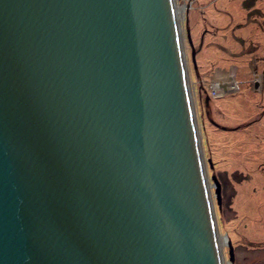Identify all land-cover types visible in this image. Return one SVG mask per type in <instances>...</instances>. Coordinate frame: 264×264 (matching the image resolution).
Wrapping results in <instances>:
<instances>
[{
	"label": "water",
	"instance_id": "water-1",
	"mask_svg": "<svg viewBox=\"0 0 264 264\" xmlns=\"http://www.w3.org/2000/svg\"><path fill=\"white\" fill-rule=\"evenodd\" d=\"M178 40L171 0H0V264H222Z\"/></svg>",
	"mask_w": 264,
	"mask_h": 264
},
{
	"label": "rangeland",
	"instance_id": "rangeland-1",
	"mask_svg": "<svg viewBox=\"0 0 264 264\" xmlns=\"http://www.w3.org/2000/svg\"><path fill=\"white\" fill-rule=\"evenodd\" d=\"M184 1L175 6L198 144L208 176L214 173L221 187L218 208L209 177L218 234L226 239L223 261L264 264V0ZM199 79L214 92L209 100L198 91Z\"/></svg>",
	"mask_w": 264,
	"mask_h": 264
},
{
	"label": "bare ground",
	"instance_id": "bare-ground-1",
	"mask_svg": "<svg viewBox=\"0 0 264 264\" xmlns=\"http://www.w3.org/2000/svg\"><path fill=\"white\" fill-rule=\"evenodd\" d=\"M172 2V6H173V13H174V19H175V29H176V34L178 36V42L181 43V37H182V32H181V29H180V26H179V17L177 15V13L179 12L177 10V7L175 6V3L177 4L176 0H171ZM184 60H185V56H184ZM184 72L186 74L185 76V79H186V82H187V86H188V96H189V102H190V105H191V111H192V115H193V119L195 118V113L193 112V109L194 107L192 106V102H191V92H190V88H189V82H188V77H187V67H186V61L184 63ZM196 121V120H195ZM196 128H197V121H196ZM196 134H197V142H198V138L200 140V137L198 135V128L196 129ZM199 146V144H198ZM199 152H200V156H201V160L202 162L204 163L203 165V168L205 167V160H204V156H203V152H202V149H201V142H200V146H199ZM206 179V178H205ZM208 179H206V184H207V195H208V198L209 200H211L210 202V206H211V210H212V213L214 214V206H213V200H212V196H211V193H210V186H209V183H208ZM215 216V214H214ZM216 219V218H215ZM215 239H216V242L217 244H219V248L221 250V261H222V264H224V261H223V251H222V245L224 244L225 242V236H220L218 234V229H217V232H216V228H215Z\"/></svg>",
	"mask_w": 264,
	"mask_h": 264
},
{
	"label": "crops",
	"instance_id": "crops-1",
	"mask_svg": "<svg viewBox=\"0 0 264 264\" xmlns=\"http://www.w3.org/2000/svg\"><path fill=\"white\" fill-rule=\"evenodd\" d=\"M193 0H191V2H192ZM209 2V0L208 1H206L205 3H203V5H206L207 3ZM194 4V3H193ZM234 80H235V78H234ZM240 80H243V78L242 79H240ZM235 82H236V80H235ZM256 82H257V80L254 78V87L255 86H257V88H258V84L256 85ZM256 88V87H255Z\"/></svg>",
	"mask_w": 264,
	"mask_h": 264
},
{
	"label": "trees",
	"instance_id": "trees-1",
	"mask_svg": "<svg viewBox=\"0 0 264 264\" xmlns=\"http://www.w3.org/2000/svg\"><path fill=\"white\" fill-rule=\"evenodd\" d=\"M206 95H207V96H206V99L209 100V99H210V93H207V92H206ZM211 163H212V161H211ZM209 168H210V170H212V168H213V163H212V166H211V167L209 166ZM217 206H218V208L220 207L218 204H217Z\"/></svg>",
	"mask_w": 264,
	"mask_h": 264
}]
</instances>
